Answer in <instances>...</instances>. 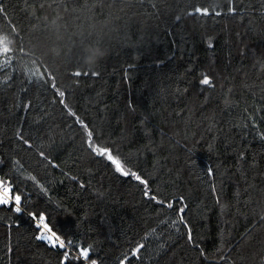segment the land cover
<instances>
[{
  "label": "trees",
  "instance_id": "obj_1",
  "mask_svg": "<svg viewBox=\"0 0 264 264\" xmlns=\"http://www.w3.org/2000/svg\"><path fill=\"white\" fill-rule=\"evenodd\" d=\"M0 182V264H264V0H0Z\"/></svg>",
  "mask_w": 264,
  "mask_h": 264
},
{
  "label": "snow or ice",
  "instance_id": "obj_2",
  "mask_svg": "<svg viewBox=\"0 0 264 264\" xmlns=\"http://www.w3.org/2000/svg\"><path fill=\"white\" fill-rule=\"evenodd\" d=\"M208 46L212 47L213 45L211 44V42H209ZM200 84H202L204 86H209V87L214 86L211 78L208 77L207 75H202V78L200 80ZM60 95L63 96L64 94L61 93ZM73 115H75V114H73ZM89 135H92L91 131H89ZM25 143H27V142H25ZM89 147L92 148L93 152L96 155L105 157L115 167V170L118 173H120L121 175H123L125 177L130 176L135 181H137L139 184L144 185L145 186L144 194L147 198L153 200L156 203L165 204V206L167 208L174 207V204L179 205V207H177L176 211H177V214L180 216L181 222H183L184 206L182 204H180V201L165 202L163 200H158L157 197L148 190V180L147 179L142 178L141 175H139L137 172L126 168L122 164V162L119 161L117 158H115L107 149L99 148V147H93L92 145ZM0 189H2V193H0V205L9 206L16 213H22L23 209L21 207V196L20 195H14L13 196L11 194V186L5 187L2 182H0ZM29 215H31V217L34 221L35 220L39 221V223H37L36 227L38 229H40V232L36 238L41 240V241L46 242L48 245H50L53 248L64 249L65 251H64L63 256H62V264H68V260L70 257H69V253H68L67 249L71 245L72 242L69 241L68 244H66L65 241L63 239H61L53 231L52 228L49 227V224H48L45 216L40 215L39 217H37L35 213H29ZM186 238L190 242H192V236H191L190 230L188 231ZM144 248H145V245L143 243L138 244L135 247L132 255L134 257H139L141 250ZM78 251H79L78 258L83 259L85 261H88L91 249L90 248H81ZM73 258H76V257H73ZM91 264H95V262L92 261ZM121 264H128V262H127V260H123L121 262Z\"/></svg>",
  "mask_w": 264,
  "mask_h": 264
},
{
  "label": "built area",
  "instance_id": "obj_3",
  "mask_svg": "<svg viewBox=\"0 0 264 264\" xmlns=\"http://www.w3.org/2000/svg\"><path fill=\"white\" fill-rule=\"evenodd\" d=\"M0 193H2V189H0ZM38 223H39V221H38Z\"/></svg>",
  "mask_w": 264,
  "mask_h": 264
}]
</instances>
